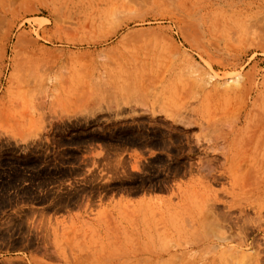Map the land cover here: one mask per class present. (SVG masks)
Listing matches in <instances>:
<instances>
[{
	"label": "rangeland",
	"instance_id": "obj_1",
	"mask_svg": "<svg viewBox=\"0 0 264 264\" xmlns=\"http://www.w3.org/2000/svg\"><path fill=\"white\" fill-rule=\"evenodd\" d=\"M263 123L264 0H0V264H264Z\"/></svg>",
	"mask_w": 264,
	"mask_h": 264
},
{
	"label": "bare ground",
	"instance_id": "obj_2",
	"mask_svg": "<svg viewBox=\"0 0 264 264\" xmlns=\"http://www.w3.org/2000/svg\"><path fill=\"white\" fill-rule=\"evenodd\" d=\"M237 78H240V75H238ZM134 91H135V89H134ZM259 95H260V94H259ZM127 96H128V95H127ZM137 97H138V96H137ZM258 98H259V97H258ZM259 99H260V98H259ZM128 100H129V99H128ZM134 100H138V99H137V98H136V99L134 98ZM254 100H255V98H254ZM262 100H263V99H262ZM257 101H258V100H256V102H257ZM259 102H260V101H259ZM262 102H263V101H262ZM255 105L257 106V103H255ZM256 106H255V107H256ZM258 106H259V103H258ZM260 107H261V106H260ZM255 109H256V108H255ZM255 109H254V110H255ZM260 110H261V109H260ZM260 110L256 109V111H259V112H260ZM248 112H249V111H248ZM259 112H258V117H259ZM261 113H262V112H260V115H261ZM249 114H250V112H249ZM256 114H257V113H256ZM246 116H247V115H246ZM255 116H257V115H254V117H255ZM262 116H263V114H262ZM244 117H245V116H244ZM249 117H250V116H249ZM252 117H253V116H252ZM252 117H251V122H252V120H253ZM254 117H253V118H254ZM258 117H255L256 120H258V119H257ZM262 118H263V117H262ZM244 120H245V118H244ZM261 121H263V120L261 119L260 122H261ZM247 123H249V119H248V122H247ZM247 123H246V124H247ZM252 123H253V122H252ZM246 124H245V125H246ZM254 124H255V123H254ZM263 124H264V123H263ZM263 124H262V125H263ZM250 125H252V124H250ZM250 125H248V126L250 127ZM256 125H258V127H259V123H258V122H257ZM249 127H248L247 129H249ZM254 127H255V125H254ZM258 127H257V128H258ZM262 127H264V126H262ZM262 127H261V128H262ZM245 128H246V127H245ZM250 129H251V127H250ZM253 129H254V128H253ZM253 129H251V130H253ZM237 130H238V129H237ZM244 130H245V129H244ZM254 130L257 131L256 128H255ZM263 130H264V129H263ZM235 131H236V130H235ZM239 131H240V130H239ZM255 131H253V132H255ZM237 132H238V131H237ZM257 132H258V131H257ZM257 132H256V133H257ZM261 132H262V131H261ZM261 132H260V133H261ZM248 133L250 134V131H249ZM258 133H259V132H258ZM246 134H247V133H246ZM251 134H252V135H251V137H252V136H253V133L251 132ZM255 135H256V134H255ZM255 135H254V136H255ZM247 136H248V135H247ZM247 136H246V137H247ZM256 136H257V135H256ZM256 136H255V137H256ZM248 137H249V136H248ZM251 137H250V139H248V141H250V143H251V141H252ZM259 137H260V139H259L260 141H258V142L261 143V139H263L262 137H264V131L261 133L260 136H258V138H259ZM253 138H254V137H253ZM255 139H257V138H255ZM256 141H257V140H256ZM254 142H255V141H253L251 144H253ZM258 142H256V144H257ZM246 143H247V142H246ZM250 143H249V145H250ZM260 143H258V144H260ZM262 143H263V142H262ZM228 146H229V145H228ZM255 146H256V145H255ZM255 146H254V147H255ZM258 146H259V145H257V147H258ZM228 148H229V147H228ZM258 148H259V147H258ZM247 149H248V148H247ZM250 149H252V148H250ZM262 149H263V148H262ZM248 150H249V149H248ZM254 150H255V148H254ZM260 151H261V150H260ZM258 153H259V151H258ZM263 154H264V153H263ZM260 155H261V153H260ZM251 156H252V155H251ZM261 161H262V160H261ZM261 163H262V162H261ZM262 166H263V165H262ZM262 168H263V167H262ZM115 232H116V231H115ZM115 232H114V233H115ZM123 234H124V233H123ZM125 234H126V233H125ZM119 235H120V233H119ZM116 236H117V235H116ZM124 236H125V235H124ZM116 238H117V237H116Z\"/></svg>",
	"mask_w": 264,
	"mask_h": 264
}]
</instances>
